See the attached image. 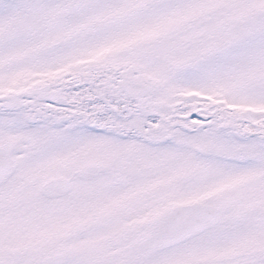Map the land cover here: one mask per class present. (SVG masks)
<instances>
[{"label":"snow or ice","instance_id":"obj_1","mask_svg":"<svg viewBox=\"0 0 264 264\" xmlns=\"http://www.w3.org/2000/svg\"><path fill=\"white\" fill-rule=\"evenodd\" d=\"M0 264H264V0H0Z\"/></svg>","mask_w":264,"mask_h":264}]
</instances>
